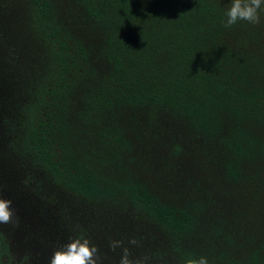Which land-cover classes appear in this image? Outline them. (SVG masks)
Listing matches in <instances>:
<instances>
[{"label":"trees","instance_id":"trees-1","mask_svg":"<svg viewBox=\"0 0 264 264\" xmlns=\"http://www.w3.org/2000/svg\"><path fill=\"white\" fill-rule=\"evenodd\" d=\"M229 7L0 0V264L81 234L103 264H264V12Z\"/></svg>","mask_w":264,"mask_h":264},{"label":"clouds","instance_id":"clouds-1","mask_svg":"<svg viewBox=\"0 0 264 264\" xmlns=\"http://www.w3.org/2000/svg\"><path fill=\"white\" fill-rule=\"evenodd\" d=\"M264 12V0H230V7L226 12L225 27L230 28L239 21L259 24L261 13ZM15 210L12 201L0 197V224L13 223ZM16 217L15 223L18 224ZM130 245H138L135 238L128 241ZM109 249L115 252L118 248L120 259L118 264H147L148 257H133L129 247L122 240H110ZM49 264H103V257L98 246L85 235L70 237L67 243L60 245L49 259ZM183 264H210L206 256L188 258Z\"/></svg>","mask_w":264,"mask_h":264}]
</instances>
